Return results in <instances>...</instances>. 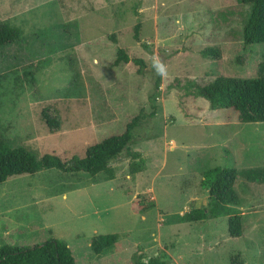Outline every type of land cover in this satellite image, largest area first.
Returning <instances> with one entry per match:
<instances>
[{"label": "rangeland", "instance_id": "1", "mask_svg": "<svg viewBox=\"0 0 264 264\" xmlns=\"http://www.w3.org/2000/svg\"><path fill=\"white\" fill-rule=\"evenodd\" d=\"M249 7L241 0H0V21L23 32L0 48V133L11 146L37 157L84 156L141 108L147 114L130 143L143 162L134 174L122 151L109 162L113 178L46 168L0 182V244L33 246L55 235L76 264H127L135 253L168 264H264V121L211 108L187 81L261 74L264 43L242 39ZM120 46L143 58L141 73L132 59L111 64ZM45 110L58 117L56 131ZM215 165L237 170L239 236L229 235L224 214L179 218L207 204L202 173ZM137 194L154 206L137 210ZM106 233L117 234L116 243L94 253L91 237Z\"/></svg>", "mask_w": 264, "mask_h": 264}, {"label": "trees", "instance_id": "2", "mask_svg": "<svg viewBox=\"0 0 264 264\" xmlns=\"http://www.w3.org/2000/svg\"><path fill=\"white\" fill-rule=\"evenodd\" d=\"M250 5L247 17L243 23V44L264 43V0H241ZM140 23L134 24L133 37L138 40ZM22 29L6 21H0V48L22 37ZM112 38L114 36H111ZM206 52L218 50L206 49ZM130 59L138 65L137 72H142L143 58L131 57L124 47H118L111 64L119 65ZM156 86L160 82V72L157 66ZM258 77L237 78L226 75H216L204 83L195 82L188 78V85L192 88L190 93L205 98L210 107L230 109L234 112L235 119L241 122L264 121V59L259 66ZM31 73V72H29ZM154 110L148 114L153 115ZM146 113L141 108L125 124L124 130L118 134H111L101 140L91 143L86 147L84 156H73L63 159L55 153H44L37 157L32 152L11 146L8 139L0 133V182L9 176L21 173H34L41 169L57 168L64 172L86 171L95 176L104 172L106 178L114 177V167L109 164L122 151L129 155L128 170L134 174L143 168L140 153L130 149L133 141V131L145 119ZM43 119L51 131L59 127L56 114L42 113ZM251 171L249 172V174ZM264 174V171H263ZM237 177L235 167L215 165L205 169L202 173L201 184L207 190L208 201L205 206L193 207L179 215L180 220L194 221L210 216L224 214L227 216V231L231 236L242 233V215L234 211L233 205L239 203V196L234 189ZM137 194V210L143 212L154 206L152 200H140ZM117 240V234H96L91 237L90 246L96 254H101L111 248ZM0 264H76L75 256L66 241L50 235L40 244L33 246H19L13 243L0 244ZM127 264H168L160 255L145 257L142 253L132 254V259Z\"/></svg>", "mask_w": 264, "mask_h": 264}]
</instances>
